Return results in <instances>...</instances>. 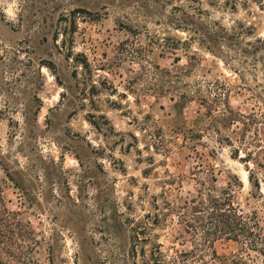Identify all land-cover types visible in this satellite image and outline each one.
Masks as SVG:
<instances>
[{
	"label": "rangeland",
	"instance_id": "374dc122",
	"mask_svg": "<svg viewBox=\"0 0 264 264\" xmlns=\"http://www.w3.org/2000/svg\"><path fill=\"white\" fill-rule=\"evenodd\" d=\"M201 10L233 36L214 53L177 29ZM256 38L264 0H0V187L43 235L42 262L231 264L240 244L204 243L185 201L238 176L237 202L262 209L248 202V166L264 194ZM186 84L246 118H211Z\"/></svg>",
	"mask_w": 264,
	"mask_h": 264
},
{
	"label": "trees",
	"instance_id": "16d2710c",
	"mask_svg": "<svg viewBox=\"0 0 264 264\" xmlns=\"http://www.w3.org/2000/svg\"><path fill=\"white\" fill-rule=\"evenodd\" d=\"M182 24H177V29L190 32V40L199 39L207 48L214 53L211 44H218L221 40L233 37L227 28L216 21L205 20L203 11L196 14L186 13ZM252 49L262 53L264 61V38H256L254 42H248ZM243 53H250L243 50ZM247 56V55H246ZM264 70V62H263ZM166 82H172V73L169 70L163 71ZM185 89L179 92L184 100H195L196 96L201 98V104L208 108L207 115L217 118L220 109L230 113L229 119L233 122L240 115L235 113L225 101L226 94L213 92L211 88L203 90L185 85ZM224 93V92H223ZM222 107V108H221ZM225 114V113H224ZM96 124V122H93ZM242 123L248 126L246 121ZM248 179L253 186L249 192V199L257 200L259 207L244 210L236 200L237 188H243V183L238 176L231 177L226 188L199 190V193L191 200H186V206H190L197 224L191 225L202 234L204 243L209 242L210 237H225L240 244V250L234 253L231 264H264V194L261 191L262 180L258 173L248 166ZM247 202V204H248ZM158 217V215H157ZM158 220L154 221L158 224ZM44 239L30 221L25 220L22 213L10 209L3 198L0 187V264H54L52 258L42 262L38 258L39 248ZM51 255V244L48 245ZM261 256V261H257V255Z\"/></svg>",
	"mask_w": 264,
	"mask_h": 264
}]
</instances>
